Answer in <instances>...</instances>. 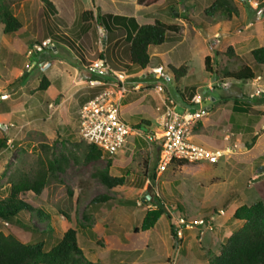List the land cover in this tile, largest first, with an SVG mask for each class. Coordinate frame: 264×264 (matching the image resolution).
Returning a JSON list of instances; mask_svg holds the SVG:
<instances>
[{
    "label": "rangeland",
    "instance_id": "1",
    "mask_svg": "<svg viewBox=\"0 0 264 264\" xmlns=\"http://www.w3.org/2000/svg\"><path fill=\"white\" fill-rule=\"evenodd\" d=\"M48 1L61 19L51 17L40 0H23L14 10L23 29L13 35H4L0 27V88L10 95L2 105L0 116V144L4 141V145H0V198L6 195L9 184L21 175L35 174L38 158L43 159L45 154L50 158L59 154L71 156L65 172L50 179L40 196L28 195L30 203L49 215L52 230L46 234L41 232L45 227L43 223L38 225L40 232L34 228L31 233L22 232V240L43 242L48 251L68 229H74L85 260L93 264H207L219 254L223 241L241 225L231 219L234 210L256 201L264 203V171L259 172L264 160L256 156L262 148L251 151L256 138L264 132V103L258 104V99L264 95V66L255 65L249 53L252 48L264 44V0H235L239 14L230 18L219 14L205 16L203 10L208 7V0H158L154 5H142L135 13L144 17L136 20L140 25L158 20L178 27L177 34L168 35L179 41L182 39L183 47L173 49L175 43L167 40L151 51L166 52L173 68H178L176 62H185L189 77L175 82L168 74L170 81L158 78L157 83L150 82L149 88L138 91L132 89L129 80H124L126 94L120 105L122 118L133 128L142 120L150 126L148 130L135 128L139 134L128 137L117 155L108 156L112 159L109 174L124 177V185L112 191L92 178L96 170L106 168L107 159L83 163L84 146L77 134V112L93 97L92 91H96L89 87V69L102 58L97 53L90 56L87 52L89 49L97 52L100 47L98 36L94 37L95 44L91 41L92 27L87 33L85 31L80 45L87 53L77 51L76 40L71 42L76 39L71 34L81 26V13L89 6V0ZM97 1L106 12L119 13L123 12L119 5L130 6L136 2ZM95 8L96 14L97 6ZM92 24L100 33L101 42L105 31L97 29L95 21ZM67 25L72 32L68 37L62 36L65 42L54 40L48 32L51 29L55 34L54 28L63 29ZM43 42L53 43L57 52L44 47L28 59L26 51ZM116 46L124 50L126 42L121 39ZM114 47L107 46L106 57L111 59L113 51L116 57ZM228 47L232 48L234 56L227 54ZM183 48L185 50L180 52ZM82 52L86 54L78 56ZM208 55L209 72H205L204 58ZM32 61L36 64L28 70L26 66ZM127 61L124 60V64ZM159 61L151 56L149 70L156 68ZM242 65L253 69L261 79L240 84L224 78L223 71H237ZM117 70L127 72L128 69L119 66ZM100 77L105 83L112 80L110 76ZM42 78L49 83L45 91L38 89ZM226 84L228 87L224 88ZM158 87H161L159 93ZM180 93L184 97H180ZM195 93L202 99L205 95L217 101L222 97L219 112L216 109L209 112L216 123L229 115L233 98L244 100L248 97L250 115H255L254 123L246 131L235 128L227 132L215 128L216 136L226 141L219 147L202 146L223 153L216 163L168 166L158 176L160 145L153 131L158 132L157 117L164 110L163 103L173 102L177 111L182 112L180 103L191 99ZM158 107L160 112L156 110ZM41 144L47 145L49 151L38 149ZM261 146H264V139ZM80 182L89 183V188H84ZM109 194L110 201L92 204L93 199ZM157 202L164 207L165 214L151 230L141 232L146 211L154 209ZM181 218L185 222L210 221L213 230L204 232L194 228L184 231L181 240H173L171 228L176 229ZM0 232L10 233L2 220Z\"/></svg>",
    "mask_w": 264,
    "mask_h": 264
},
{
    "label": "trees",
    "instance_id": "2",
    "mask_svg": "<svg viewBox=\"0 0 264 264\" xmlns=\"http://www.w3.org/2000/svg\"><path fill=\"white\" fill-rule=\"evenodd\" d=\"M23 0H0V27L4 35H13L23 29V24L14 14V10L19 7ZM48 13L53 16L55 9L48 0H40ZM139 5L150 6L157 4L158 0H136ZM208 7L203 10L207 17H213L216 14L230 18L238 16L239 11L235 0H208ZM94 20L92 11H84L81 15V21L88 23ZM95 22L105 30L106 48L109 38L114 33L113 23L131 22L132 29L127 30L128 46V64L126 68L130 73H136L147 68L151 61L149 49L164 44L167 35L178 33L176 25H169L158 20L151 24L138 25L134 19L123 16L101 15L99 10L95 14ZM50 32V31H49ZM53 39L58 36L51 30ZM62 39L61 37H59ZM65 38V37H63ZM37 42V41H36ZM227 54L234 56L232 48L228 47ZM255 65L264 66V47H257L250 51ZM210 58H204L205 72H209ZM172 78L175 82L186 76L187 67L182 65L178 68L167 66ZM117 70V69H115ZM224 78L236 82L252 81L258 77L255 72L248 66H241L237 71H223ZM97 75L95 76V78ZM160 79L155 78V81ZM49 83L47 79L42 78L38 89L45 91ZM99 89L92 91L94 96ZM184 97L182 93L179 95ZM90 97V96H89ZM264 102V98L260 103ZM235 112H247L246 109L234 104ZM149 122L140 121L136 125V129L141 127L149 129ZM84 146L83 163L90 164L99 161L102 158L107 159V166L103 170H96L92 174V178L97 180L108 191H112L117 187L124 185V177H113L109 174V168L112 165V159L104 154L99 148L93 145ZM0 145H4V141ZM38 149L49 151L47 145H40ZM264 160V157H261ZM71 156L56 155L50 158L45 154L44 158H38V168L33 176L27 174L21 175L16 181L9 184L7 193L0 198V220L7 223L10 233L4 235L0 232V264H93L87 262L83 256L82 250L77 243V233L74 229H68L55 245L46 251L43 242H26L22 239V232L31 233V229L40 232L38 225L45 223V227L41 232L52 230L49 226V215L43 210L36 208L28 201V195L40 196L47 187L50 179L54 178L58 173H64ZM188 163L185 160H172L169 167H182ZM154 178V175H153ZM84 188H89V183L80 182ZM81 196H85L82 192ZM79 198V197H78ZM159 198V197H157ZM147 200L150 197H146ZM111 200V196L103 195L95 198L92 204L104 203ZM159 201V200H158ZM154 205V209L146 211L141 225L140 231L146 232L151 230L158 220L165 214L164 207L158 204ZM28 217L25 219L24 217ZM233 221H238L241 225L233 230L228 238H226L220 248L219 254L209 260L207 264H264V203L256 201L246 206L242 205L236 208L231 216ZM47 229V230H46ZM172 239H176V229L171 228ZM100 237H98V242Z\"/></svg>",
    "mask_w": 264,
    "mask_h": 264
},
{
    "label": "built area",
    "instance_id": "3",
    "mask_svg": "<svg viewBox=\"0 0 264 264\" xmlns=\"http://www.w3.org/2000/svg\"><path fill=\"white\" fill-rule=\"evenodd\" d=\"M44 47L53 53L56 52V46L53 43L43 42L41 46L34 44L31 49H28L26 57L29 59L37 55ZM35 64L32 61L31 65L26 67L31 70ZM165 69L166 67L158 66L152 68L150 72L155 78L169 81L170 75L165 72ZM89 70L97 75L96 78H90L89 87L99 91L84 102L77 112L79 142L96 146L104 154L113 157L124 147L128 137L139 134L138 130L129 126L122 118L120 105L126 94L125 79L112 71L102 60L96 61ZM100 76H110L112 80L105 83V79ZM160 91L161 87H158L157 92ZM9 98L8 91L0 88V103ZM163 105L164 110L157 117L158 132L153 131L156 142L160 145L156 166L158 176L167 170L174 159L185 160L187 163H216L223 156L221 151L198 145L192 139L194 126L208 115L205 107L178 112L173 102H170V105L164 102ZM156 110L161 111L159 107ZM177 224L176 239L179 240L183 238V232L186 230L194 228L202 229L204 232L213 230L212 223L204 219L185 222L181 218Z\"/></svg>",
    "mask_w": 264,
    "mask_h": 264
},
{
    "label": "crops",
    "instance_id": "4",
    "mask_svg": "<svg viewBox=\"0 0 264 264\" xmlns=\"http://www.w3.org/2000/svg\"><path fill=\"white\" fill-rule=\"evenodd\" d=\"M106 1H108V0H106ZM98 2H99V4H98ZM100 4H101L100 1L89 0V6L85 8V11H92L93 15H94L95 14L94 13V9H96L95 7L97 6V9H99L101 11V13H100L101 15L123 16V17H127V18H132V19L135 20V22L140 17L144 18L143 16H139L138 14L135 15V13H137L139 11V8L142 6V5H139L137 3V1L134 2V3L132 2L130 6L119 5L121 8H123L122 9L123 12H120V13L119 12H115V11L114 12H106V9L104 7H102ZM102 4H105V3H102ZM132 4H134L135 6H133ZM61 15H63V14H61ZM51 17H55L57 19H61V18H59V12L56 11V9H55V14L53 16H51ZM92 21H95V15H94V20H90L88 23H83L81 21V26L79 27V29L77 28V31L79 33L77 31L72 32L71 31L72 30L71 26H68V25L65 26L63 29H60V28L56 27V29L54 28L53 30H55V34L58 37L55 38L54 40L65 42L67 40H65V38H63L62 36H67L68 37L70 35V32H72V34H71L72 38H76V39H72L73 41H71V42L75 43L74 40H76V44L78 45V50L77 51L78 52H79V50H82V51L84 50L85 51V49L81 48L80 45H81V42H82L83 35H84L85 31L87 33L90 30V28L92 27V29H91V41H92L93 44H95L96 42L95 43L93 42L94 37L98 36L97 37L98 38L97 41L100 44V47H98L97 52H94V50H92V49L91 50L90 49L87 50V52L90 54V56L91 55H96V53L98 54L99 57L101 56L102 58H99V60H102L112 71H114L115 73H117L118 75L123 77L125 80H129V82L133 85L132 89L134 91H138L141 88H149L150 84H151L150 82H155V83L158 82V81H155V76L151 74L150 71H151L152 68L149 70V66L147 68H145L144 70H140L139 72H136V73H130L128 70H127V72L126 71L125 72H120V71L114 69V68L117 69V67H119V66L120 67L126 66L128 64L127 53H128L129 43H128V40H127V30L130 31L132 29L133 25H132L131 22H116V23H113L114 24L113 25L114 33L109 38V44H107V46L108 45H112V47H114L116 45V43L119 40H121V39L124 42H126V46L123 47L124 50L122 48L120 49L119 46H116V48L114 47L115 53H116V57H114V54H113L114 51H113V52H111L112 58L110 59V57L108 58L105 55V51H106L105 50V48H106V36L104 34L103 37H102V41L101 42L99 41L100 33L96 32L94 30ZM136 23L138 25H140L138 22H136ZM95 25H96L97 29L99 28L100 30H104V28L102 26H100V25H97L96 22H95ZM49 31L51 32V29H49ZM174 34H177V33H174ZM171 36L172 35H168L167 36V40L175 43V46L173 47V49H175V48L178 49V48L183 47L184 44H183V40L182 39H180V41H179V40H176L177 37H171ZM179 36H181V35H179ZM59 37H61L62 39H60ZM158 47H160V46H158ZM261 47H264V44H261ZM152 48H156V47H152ZM152 48L149 49V53H150L151 56L159 58L160 61H159V65L158 66L166 67V69H167V66H171L172 67V61H170L169 58L166 56V52H161L160 50H152L151 51ZM252 49H254V48H252ZM184 50H185V48L180 50V52H182ZM250 51H249V53H250ZM56 52H57V48H56ZM85 54L82 52V53H79L78 56L85 55ZM78 56H76L77 59H79ZM209 56L210 55H208V57ZM124 60L127 61L126 64H124V62H123ZM80 62L82 64V61H80ZM182 65L186 66L185 62H176V64H175L176 67H179V66H182ZM158 66H156V67H158ZM153 68H155V67H153ZM126 73H128V75H126ZM167 73L170 74L169 70H167ZM95 76H96L95 72H92V73L89 72L88 73V77L89 78H94ZM187 77H189V68H188V72H187L185 78L184 77L182 78V81H184ZM257 78L261 79V77H259V76ZM254 80H252V81H254ZM140 82L141 83L145 82V84L142 83V85H141V84H139ZM234 82H236V81H234ZM236 83L242 84L241 82H236ZM227 87H228V84H226V87H224V88H227ZM196 93L193 94L191 99L183 100L180 103V106H179V108L182 109L183 111L187 110V109H190V110L198 109L200 107H205L207 109V112H208L207 118H205V119L203 118L204 120L203 119L200 120L194 126V128L192 130V131H195V133L192 132V139H193L194 142H196V143H198L200 145H205L206 144L207 146H210V147H214V146L215 147L216 146L219 147V146H221L223 144V141H226V140L224 138H222V137L216 136L215 128L218 129L220 127L221 129H226L227 132H231V131L233 132V130L235 128L236 129L240 128L243 131L250 130V127L254 123V120H255L254 116L255 115H250V112H251L250 108L251 107H250V101H249L248 97L245 96V98H244L245 101L242 100V99L238 100L237 98H233L232 101H231L232 104H231V108H230V113L227 116L228 118L227 117L226 118L223 117L221 122L216 123L215 121L214 122L212 121V118L209 116V112L212 111V109H216V111L219 112V106H220V103H222L221 102L222 101L221 100L222 97L219 98V101H217L215 98L211 97L210 95H205L206 97L202 99L201 96H198ZM262 94H264V92H262ZM158 96L160 98L161 95L159 94ZM262 98H264V95H261V97H260V99H258V101L260 102L262 100ZM5 102H7V101H4V102L0 103V109H1L0 110V116L2 115V105ZM217 103H218V105H217ZM235 103H237L239 106H241L244 109H246L247 112H243V113L242 112H238V111L235 112V109H233ZM263 103H258V104H263ZM143 130H145V129H143ZM263 139H264V132L262 133L261 136H258V138H256V142H255V144H254V146H253V148L251 150L253 152V151H256L258 148L261 147L262 150L256 155V156H259V157L264 156V146H261V142H263Z\"/></svg>",
    "mask_w": 264,
    "mask_h": 264
},
{
    "label": "water",
    "instance_id": "5",
    "mask_svg": "<svg viewBox=\"0 0 264 264\" xmlns=\"http://www.w3.org/2000/svg\"><path fill=\"white\" fill-rule=\"evenodd\" d=\"M264 171V166L260 167L259 172Z\"/></svg>",
    "mask_w": 264,
    "mask_h": 264
},
{
    "label": "clouds",
    "instance_id": "6",
    "mask_svg": "<svg viewBox=\"0 0 264 264\" xmlns=\"http://www.w3.org/2000/svg\"><path fill=\"white\" fill-rule=\"evenodd\" d=\"M170 81V80H169Z\"/></svg>",
    "mask_w": 264,
    "mask_h": 264
}]
</instances>
